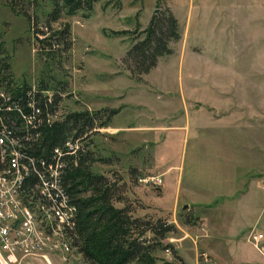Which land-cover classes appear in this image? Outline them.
<instances>
[{
  "label": "rangeland",
  "instance_id": "obj_1",
  "mask_svg": "<svg viewBox=\"0 0 264 264\" xmlns=\"http://www.w3.org/2000/svg\"><path fill=\"white\" fill-rule=\"evenodd\" d=\"M12 2L15 11L0 0L11 86H35L41 74L67 85L57 115L116 112L94 137L111 164L92 169H136L140 179L127 195L173 223L163 242L174 246L176 264H264L249 237L264 227V0H101L86 18L77 13L51 25L70 31L58 62L38 55L30 25L35 11L43 26L47 0ZM164 10L179 39L146 74L131 73L127 49ZM45 256L51 264H86L74 250L66 259ZM154 256L153 264L171 259Z\"/></svg>",
  "mask_w": 264,
  "mask_h": 264
},
{
  "label": "trees",
  "instance_id": "obj_2",
  "mask_svg": "<svg viewBox=\"0 0 264 264\" xmlns=\"http://www.w3.org/2000/svg\"><path fill=\"white\" fill-rule=\"evenodd\" d=\"M99 1L47 0L49 8L41 13L43 26L38 25L40 21L33 11L30 25L32 30L35 28L38 55L44 61L58 62L62 59L70 47L69 26L63 24L53 29L51 25L77 13L86 18L92 6ZM6 3L15 11L12 0H6ZM28 3L37 6V0H28ZM16 12L29 21L25 11ZM141 35L142 38L133 43L124 55L131 73L136 74H146L158 58L170 54L168 43L179 39L178 25L164 10L151 16ZM5 60L0 43V90L7 93L19 108H1L0 118L11 135L29 133L32 139L24 144L26 153L50 164L56 159L60 161L62 187L75 209L74 223L65 234L69 247L86 264H153L156 252L171 255L170 260H161L159 264H176L178 255L174 246L163 242L166 235L175 230L173 223L160 214L146 213V206L127 195L129 186L140 179L136 169L129 167L123 175L111 170L96 172L92 169L97 163L111 164L109 157H99L94 137L99 129L108 126L116 112L107 109L78 110L57 115L66 93V83L50 82L39 74L35 86L21 83L12 87L6 74L8 64ZM28 102L32 103V110L26 108ZM29 114L35 120V128H26L22 124V116ZM46 116L51 118V123L45 122ZM35 134L38 136L36 140ZM66 141L77 144L74 152L66 149ZM54 150L59 151V157ZM34 179V175H30L23 186L30 187Z\"/></svg>",
  "mask_w": 264,
  "mask_h": 264
},
{
  "label": "built area",
  "instance_id": "obj_3",
  "mask_svg": "<svg viewBox=\"0 0 264 264\" xmlns=\"http://www.w3.org/2000/svg\"><path fill=\"white\" fill-rule=\"evenodd\" d=\"M1 108L17 110L19 105L0 90ZM26 108L32 110V103L28 102ZM22 121L24 127L35 128L32 114L22 116ZM51 121L45 117L46 123ZM22 136L11 135L0 118V264H19L28 256H39L45 264H51L46 254L60 252L66 259L72 251L65 234L74 223L75 209L62 187L60 161L50 164L29 155L24 144L32 138L29 133ZM34 136L36 140L37 134ZM64 145L72 152L77 148L70 141ZM53 152L59 157L58 150ZM30 175H34V182L24 187ZM249 237L264 257L261 235L251 233Z\"/></svg>",
  "mask_w": 264,
  "mask_h": 264
},
{
  "label": "crops",
  "instance_id": "obj_4",
  "mask_svg": "<svg viewBox=\"0 0 264 264\" xmlns=\"http://www.w3.org/2000/svg\"><path fill=\"white\" fill-rule=\"evenodd\" d=\"M256 225V224H255ZM256 226H254L252 229L255 230L257 233H259L261 235V242L264 243V227H262V230H258L255 228ZM22 262H24L23 264H45L44 262L41 261V263H36L34 262V259L31 257H25L21 260Z\"/></svg>",
  "mask_w": 264,
  "mask_h": 264
},
{
  "label": "water",
  "instance_id": "obj_5",
  "mask_svg": "<svg viewBox=\"0 0 264 264\" xmlns=\"http://www.w3.org/2000/svg\"><path fill=\"white\" fill-rule=\"evenodd\" d=\"M184 209H186V206L185 205L182 207V210H184Z\"/></svg>",
  "mask_w": 264,
  "mask_h": 264
}]
</instances>
